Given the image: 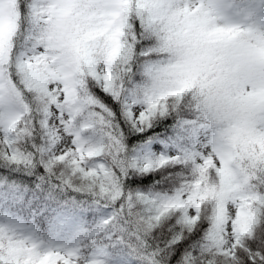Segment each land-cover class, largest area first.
<instances>
[{"label":"snow or ice","instance_id":"1","mask_svg":"<svg viewBox=\"0 0 264 264\" xmlns=\"http://www.w3.org/2000/svg\"><path fill=\"white\" fill-rule=\"evenodd\" d=\"M0 167V264H264V0H0Z\"/></svg>","mask_w":264,"mask_h":264},{"label":"trees","instance_id":"2","mask_svg":"<svg viewBox=\"0 0 264 264\" xmlns=\"http://www.w3.org/2000/svg\"><path fill=\"white\" fill-rule=\"evenodd\" d=\"M29 178L21 175L19 172L12 170L10 168L0 167V191L4 188H7L12 183H28ZM6 208H10L13 212H19L21 216L26 221L31 220V208H35L37 212L40 211V205L33 204L31 208L27 205V202L24 204H12L6 205ZM4 206H0V214L2 213ZM56 216V213L52 211L51 207L44 211L43 215H39L36 217V222L44 227H47L51 224L52 219Z\"/></svg>","mask_w":264,"mask_h":264},{"label":"rangeland","instance_id":"3","mask_svg":"<svg viewBox=\"0 0 264 264\" xmlns=\"http://www.w3.org/2000/svg\"><path fill=\"white\" fill-rule=\"evenodd\" d=\"M6 210H7V208L4 206V208L2 210V213H4ZM51 224L54 225V226H58V220H57V217L56 216L52 219Z\"/></svg>","mask_w":264,"mask_h":264}]
</instances>
